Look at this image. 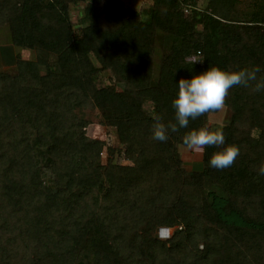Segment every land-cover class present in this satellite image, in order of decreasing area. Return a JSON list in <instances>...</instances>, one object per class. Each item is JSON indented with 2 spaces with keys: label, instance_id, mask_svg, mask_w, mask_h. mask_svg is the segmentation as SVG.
I'll use <instances>...</instances> for the list:
<instances>
[{
  "label": "trees",
  "instance_id": "obj_1",
  "mask_svg": "<svg viewBox=\"0 0 264 264\" xmlns=\"http://www.w3.org/2000/svg\"><path fill=\"white\" fill-rule=\"evenodd\" d=\"M80 2L76 33L69 8ZM197 4L153 0L142 19L119 0H0L12 44L38 51L0 72V264H84L90 255L92 264H264V90L229 91L220 129L240 148L229 168L210 166L212 146L200 172L181 169L175 141L208 113L166 142L152 138L154 116L175 122L178 82L192 78L185 56H198L202 71L259 67L264 76V12L238 24L227 0ZM157 34L168 50L154 76ZM99 69L120 88L97 87ZM78 105L100 107L132 164L100 163L103 142L77 134ZM175 224L184 227L169 242L153 235Z\"/></svg>",
  "mask_w": 264,
  "mask_h": 264
},
{
  "label": "rangeland",
  "instance_id": "obj_2",
  "mask_svg": "<svg viewBox=\"0 0 264 264\" xmlns=\"http://www.w3.org/2000/svg\"><path fill=\"white\" fill-rule=\"evenodd\" d=\"M124 6L134 9L139 13L140 18H147V9L152 6L153 0H119ZM230 5L229 16L234 19L236 23L241 24L251 20L253 17L260 16L264 12V0H227ZM85 3L80 2L78 4L70 5V19L74 30L77 33L79 30L80 16L82 14V7ZM229 7V6H228ZM197 8L207 9L209 8V0H198ZM226 12V11H224ZM199 30V25L197 26ZM167 48L162 41L161 34H157L154 39V55H153V74L157 75L160 63L164 55L167 53ZM37 49L20 48L16 47L11 42L10 30L7 24L0 25V72L13 74L16 72L17 58L34 60L36 59ZM48 62L54 64L56 57L54 55H47ZM183 64L188 71L189 76H193L201 72V62L191 63L192 61L200 60L198 56L187 55L183 59ZM95 65L99 67V64L94 61ZM95 82L97 87H113L119 89L121 83H116V80L110 70L99 69L95 74ZM143 107L150 112L152 104L150 101H145ZM74 113L76 114L78 121L77 134L82 137L92 138L103 142L102 150L99 154V161L102 165L108 163L114 165H127L132 164L130 159L126 156L124 150L125 145L122 144L115 130V127L106 123L103 116V111L100 107L78 105L74 107ZM231 110L225 104L223 110H218L207 114V124L212 128H221L224 124L228 123ZM254 132H252L253 134ZM175 146L181 161V169L187 174L192 175L200 172L203 169V154H196L188 151L184 148L183 143L175 141ZM193 176V175H192ZM205 189H210L209 185L205 186L204 180H202ZM202 190L198 188L190 189L191 194L199 195ZM195 199V197H194ZM120 215H128L127 212L121 211ZM184 227L182 224H175L172 226H158L153 230V235L159 240L169 242L170 239L176 233V230ZM213 227V226H212ZM198 249L204 251L206 244L203 240H197ZM230 254V253H229ZM227 252L224 253V257H228ZM239 257V256H238ZM94 259V258H93ZM150 258L143 259L141 264H148ZM102 259H99L101 264ZM84 264H92V257L85 259ZM74 264H77L75 261Z\"/></svg>",
  "mask_w": 264,
  "mask_h": 264
},
{
  "label": "clouds",
  "instance_id": "obj_3",
  "mask_svg": "<svg viewBox=\"0 0 264 264\" xmlns=\"http://www.w3.org/2000/svg\"><path fill=\"white\" fill-rule=\"evenodd\" d=\"M197 61L202 62L196 60L191 63ZM260 71L259 67L227 70L213 65L194 74L191 79L181 77L178 82V94L172 101L175 122L165 123L160 116H154L152 138L166 142L170 132L176 133L181 128L188 129L190 120L194 121L207 113L223 110L229 91L234 87H253L257 92L264 90V76H258ZM182 143L186 150L196 154H203L207 147L218 148L210 159V166L216 169L231 167L240 155L238 145H225L223 131L219 127L212 128L207 123L185 132ZM258 172L264 175V164L259 167Z\"/></svg>",
  "mask_w": 264,
  "mask_h": 264
}]
</instances>
